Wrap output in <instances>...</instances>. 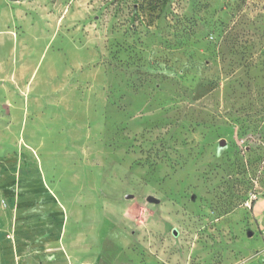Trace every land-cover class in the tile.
Masks as SVG:
<instances>
[{"label": "rangeland", "instance_id": "obj_1", "mask_svg": "<svg viewBox=\"0 0 264 264\" xmlns=\"http://www.w3.org/2000/svg\"><path fill=\"white\" fill-rule=\"evenodd\" d=\"M34 217L81 264H264V0H0L3 263Z\"/></svg>", "mask_w": 264, "mask_h": 264}, {"label": "crops", "instance_id": "obj_2", "mask_svg": "<svg viewBox=\"0 0 264 264\" xmlns=\"http://www.w3.org/2000/svg\"><path fill=\"white\" fill-rule=\"evenodd\" d=\"M25 189H33L27 187ZM29 201L36 202L34 198H28ZM39 206V207H38ZM47 204L35 205L31 207L33 212L45 213L48 208ZM23 212V211H22ZM21 213L18 210V214ZM20 217H18L19 220ZM45 222H49L48 219H35V224L32 230L27 228L26 235H21L16 232L15 246L11 247L10 264H81V259L76 252V242L73 241L71 246L67 243H63L61 240L64 237L59 232H52L50 230L42 229ZM62 246L61 251L59 246ZM24 251V252H23ZM16 259V260H15ZM19 260V261H18ZM0 264H5L0 260Z\"/></svg>", "mask_w": 264, "mask_h": 264}, {"label": "water", "instance_id": "obj_3", "mask_svg": "<svg viewBox=\"0 0 264 264\" xmlns=\"http://www.w3.org/2000/svg\"><path fill=\"white\" fill-rule=\"evenodd\" d=\"M224 146H225V141H224L223 139H221V140L219 141V147H224ZM148 200H149V201H156V200H154V199L151 198V197H149ZM248 235L251 236V233H249Z\"/></svg>", "mask_w": 264, "mask_h": 264}]
</instances>
